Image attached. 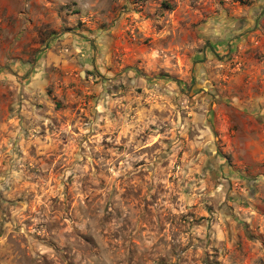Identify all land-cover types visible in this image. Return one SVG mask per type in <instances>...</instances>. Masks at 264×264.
<instances>
[{"label": "rangeland", "instance_id": "obj_1", "mask_svg": "<svg viewBox=\"0 0 264 264\" xmlns=\"http://www.w3.org/2000/svg\"><path fill=\"white\" fill-rule=\"evenodd\" d=\"M0 264H264V0H0Z\"/></svg>", "mask_w": 264, "mask_h": 264}, {"label": "crops", "instance_id": "obj_2", "mask_svg": "<svg viewBox=\"0 0 264 264\" xmlns=\"http://www.w3.org/2000/svg\"><path fill=\"white\" fill-rule=\"evenodd\" d=\"M77 48V47H76Z\"/></svg>", "mask_w": 264, "mask_h": 264}]
</instances>
